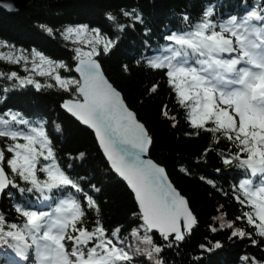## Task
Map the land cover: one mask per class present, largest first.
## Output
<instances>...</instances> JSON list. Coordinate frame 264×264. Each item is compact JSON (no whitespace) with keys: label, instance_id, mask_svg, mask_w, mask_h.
I'll return each instance as SVG.
<instances>
[{"label":"snow or ice","instance_id":"obj_1","mask_svg":"<svg viewBox=\"0 0 264 264\" xmlns=\"http://www.w3.org/2000/svg\"><path fill=\"white\" fill-rule=\"evenodd\" d=\"M242 3L243 14L230 12L226 18L223 13L217 15L216 4L205 7L196 20L185 12L182 27L165 28L163 44L157 42L153 48L145 40L146 51L135 64L164 77L169 99L175 101V105H161L164 121L177 131L183 121L189 129L184 135L189 138L209 135L212 145L201 154L205 161L215 153L222 165L217 174L225 170L236 173L230 193L216 180L199 177L240 205V215L234 219L220 205L219 214L208 225L209 232L227 231L229 241L261 248L264 5L249 9L247 0ZM105 19L107 31L77 23L66 25L60 32L64 39L79 45L73 49L74 67L36 49L26 54L25 49L0 40V61L19 66L26 73L0 71V78L13 81L12 88L31 87L37 92L58 88L66 94L61 108L94 133L109 171L126 182L135 207L127 223L108 228L98 199L102 188L89 177L74 174L72 164L61 163L47 121L29 119L9 109L0 114V199L16 201L13 207L21 219L9 223L0 209V264H137L138 259L142 264H169L168 253L179 255L199 227L190 199L151 155L156 147L151 129L104 68V59L117 54L129 30L141 25L149 39L153 30L137 8L108 11ZM39 28L56 34L47 24ZM121 68L131 75L129 64ZM61 70L72 75H62ZM162 90L159 81L145 87L149 99ZM62 130L58 125L57 131ZM86 157L82 151L78 157L69 154L68 159L83 161ZM180 171L191 175L187 167ZM223 247L224 242L208 239L199 245L200 254L191 257V264H204L207 255ZM239 264H264V259L245 254Z\"/></svg>","mask_w":264,"mask_h":264},{"label":"trees","instance_id":"obj_2","mask_svg":"<svg viewBox=\"0 0 264 264\" xmlns=\"http://www.w3.org/2000/svg\"><path fill=\"white\" fill-rule=\"evenodd\" d=\"M251 1H247V4H251ZM209 4L218 5L217 13L244 8L242 0H29L27 8L19 12L7 13L0 8V40H7L17 48L25 49L26 54L36 49L54 61H65L69 65L74 60V51L72 45L60 35L61 28L70 24L88 23L92 27H101L107 31L105 14L108 11L115 12L120 7H126L137 8L143 13L146 25L153 30L151 38L145 37L141 25L136 30H129L123 36L117 54L104 59V68L114 85L125 94L127 102L138 113L139 118L151 129L156 139L152 157L166 167L170 179L190 199L199 218L198 229L194 230V234L180 249V254L177 255L175 251L168 253L169 264H191V257L200 254L199 245L208 239L222 241L224 247L207 255L204 264H239L240 258L245 254L264 259V246L257 248L248 242L229 241L227 231L214 235L209 232L208 225L212 222V217L219 214L217 209L220 205L224 206L230 219L240 215V205L201 181L199 177L203 175L216 180L230 193L229 179L233 178L234 172L225 170L223 174H217L216 169L222 165L220 157L215 153L210 154L205 161L201 154L212 145L209 135L189 138L184 135L189 129L183 121L178 131L164 121L160 112L161 105H175L174 99H169L167 85L163 84L164 77L146 67H136L135 64L146 49L145 40L152 47L157 45V42L162 41L166 27H182L181 17L185 12L196 20ZM40 24L49 25L56 34L49 35L41 31ZM3 51L7 52L8 49ZM125 63L132 67L131 75L122 71L121 65ZM0 71H18L21 75H26L19 66L3 61H0ZM61 74L72 75L64 70H61ZM37 79L45 82L44 78ZM157 81L162 83L163 90L158 96L149 99L145 87ZM12 84L13 81L0 78V110L7 106L25 116L35 113L36 119L47 121V130L61 161L66 166L72 164L74 174L85 175L102 188L98 199L104 208L106 226L113 228L127 223L135 207L134 199L126 186L109 171L92 133L60 108L62 100L67 98L66 94L58 88L37 92L31 87L12 88ZM5 89L9 91L5 92ZM58 125L62 126V131H57ZM0 146H3L2 142ZM82 151L87 153L83 161L68 159L69 154L78 157ZM181 167H187L191 175L181 172ZM0 209L9 223L15 220L9 199H1ZM240 226L244 225L241 223ZM137 264H142V259H138Z\"/></svg>","mask_w":264,"mask_h":264},{"label":"water","instance_id":"obj_3","mask_svg":"<svg viewBox=\"0 0 264 264\" xmlns=\"http://www.w3.org/2000/svg\"><path fill=\"white\" fill-rule=\"evenodd\" d=\"M29 0H0V8H2L7 13L19 12L27 8ZM75 62L73 63V67ZM78 75V74H76ZM84 127V126H83ZM90 130V129H88ZM91 131V130H90ZM92 132V131H91ZM93 133V132H92ZM94 135V133H93ZM95 138V137H94ZM106 161V160H105ZM108 164V163H107ZM110 167V166H109ZM121 180V179H120ZM122 181V180H121ZM126 184V182H124ZM127 186V185H126ZM128 188V187H127ZM129 189V188H128ZM130 191V189H129ZM131 192V191H130ZM133 195V194H132Z\"/></svg>","mask_w":264,"mask_h":264},{"label":"rangeland","instance_id":"obj_4","mask_svg":"<svg viewBox=\"0 0 264 264\" xmlns=\"http://www.w3.org/2000/svg\"><path fill=\"white\" fill-rule=\"evenodd\" d=\"M65 40H66V39H65ZM66 41H68V42L73 46V49H74L75 47L79 46V45H77V44H74L71 40H66ZM85 50H87V49H85Z\"/></svg>","mask_w":264,"mask_h":264}]
</instances>
